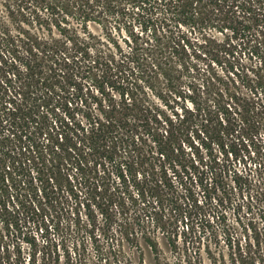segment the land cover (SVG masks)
Wrapping results in <instances>:
<instances>
[{
    "label": "rangeland",
    "instance_id": "obj_1",
    "mask_svg": "<svg viewBox=\"0 0 264 264\" xmlns=\"http://www.w3.org/2000/svg\"><path fill=\"white\" fill-rule=\"evenodd\" d=\"M133 1L121 0L122 8L128 12L126 17L109 18L112 39L98 22H89L95 53H115L114 40L125 46L124 39L130 38V31H142L143 17L137 14ZM139 1L135 0L136 5ZM201 10L200 5L198 11ZM226 10L218 8L205 19L195 18L188 24L177 19L168 21L160 35L164 42H176L173 62L143 81L136 75L123 76L115 64L85 62L66 73L59 72L47 82L50 91L40 107L46 124L32 128L31 134L39 147L35 150L29 146L26 151L32 157L31 163L23 166L24 156L20 159L15 154L11 158L0 155V257L7 261L4 264H18L35 252L40 258L47 243L57 245L59 264H65L64 246L73 255L74 264H186L197 258L200 264H211L214 259L231 264L234 255L239 257L240 253L250 256V261L255 259L256 264H264V170L260 172L250 165L252 169L246 171L239 162L231 165L232 158L228 160L222 146L228 139L220 136L224 118L231 117L236 107L240 111L243 105L256 106L258 117H264V35L260 34L264 29L258 22L243 18L240 9L239 17L232 14L233 10ZM66 18V22L62 21L59 14H52L36 0H0V128L10 108L15 107L14 93L22 85L27 37L59 39L61 30L55 19L84 36L81 17L73 14ZM126 22L131 25L126 27ZM136 79L141 84V103L149 109L150 117L158 119L152 124L160 127V133L168 127V115L174 119V112L181 115L189 111L181 154L162 156L155 141L158 132L140 122L128 146L101 157L92 153L82 174L71 172L72 185L59 190L56 211L52 209L54 216L49 215L41 196L55 183L51 175L56 162L47 148L51 125L64 127L61 124L69 120L67 113L74 112L84 124L88 113L103 115L121 100L119 91ZM262 123L258 138L264 141V118ZM16 144L15 139L8 143L12 148ZM182 163L189 171L184 181L197 191L201 201L198 212L210 219V226L196 246L185 242L183 224L176 221L169 201H163V223L135 213V208L144 204L140 202L128 211L123 228L114 223L113 234L106 235L108 222L101 207L106 208L111 195H121L129 205L131 197L146 189V198L152 202L156 197L148 189L167 178L176 181L175 187L181 193L186 185L175 169L184 174ZM211 166H215L212 172ZM236 172L244 174L237 177ZM209 194L212 199L205 197ZM88 204L95 211V227L86 213L90 211ZM176 225L179 253L169 244ZM152 241L160 249L159 258Z\"/></svg>",
    "mask_w": 264,
    "mask_h": 264
},
{
    "label": "trees",
    "instance_id": "obj_2",
    "mask_svg": "<svg viewBox=\"0 0 264 264\" xmlns=\"http://www.w3.org/2000/svg\"><path fill=\"white\" fill-rule=\"evenodd\" d=\"M36 1L43 8L51 11L52 14H59L61 20L65 22L68 15L78 14L84 24V36L71 31L63 26L59 19H55L61 30L59 39L45 40L28 36L25 41L22 63L25 70H23L21 77L22 85L19 88L20 90H16L14 93L15 98H17L14 101L15 107L10 108L11 112L1 122L6 121V123L0 128V155L4 158H11L12 154H15L20 159L24 156L23 166H27L32 161V157L28 156L26 152L29 151V146L35 148V150L39 147L36 141L32 139V128L39 127L40 124H46V119L40 114V107L43 102H46L50 91L47 82L56 78L59 72H65V70L85 62H93L94 64L105 62L115 64L117 71L122 73L123 76L130 75L134 78V75H136L139 81H143L147 76L167 68L169 62H173V56L175 55L173 50L176 49V42L173 39L164 42L163 37L160 35L168 21L177 19L180 23L188 24L195 18L205 19L221 7L226 8V12L233 10L232 14L235 16H238L237 11L240 9L243 12V18L258 22L257 24L264 29L262 25V22H264V0H140L138 5L134 0L133 6L135 5V9L139 12L137 14L143 17V22L140 21L142 22V31L137 34L130 31V38L124 39L125 46L114 40L117 49L115 53L105 54L102 51L101 53H95L91 43L94 36L89 30V22H98L111 38L112 30L108 25L110 24L109 18L112 17L117 20L126 17L128 13L126 8H122L121 0ZM200 5L203 10L198 11ZM204 8L206 9L204 10ZM129 25L131 23H125L126 27H129ZM260 32L261 35H264V30ZM170 78L172 80V76ZM137 79L133 84L127 83V86L119 91L121 100L114 102L109 109L103 111V115L98 116L88 113L86 115L87 123L84 124L76 119L74 112L67 113L69 120L61 124L64 127L57 126V124L55 126L51 125V137L48 138L50 148L49 146L46 147L51 159L56 162L55 170L51 175L55 179V183L52 185L51 190L45 188L41 196L44 200V207L48 208L49 215L54 214L53 212L50 213L52 209L56 211L59 202L57 197L59 190L67 184L72 185L70 177L73 174L71 175V172L82 174L84 167L87 165V157L92 153L101 157L128 146L130 139L135 134V128L140 126L141 123L146 122L148 126L154 127L158 132L159 138L155 141H158L156 143L161 148L160 153L162 156L170 158L171 155L181 154L180 146L185 131L184 123L189 120L187 114L189 111H185V114L181 115L174 112L173 114L176 115L174 119L168 115L165 118L168 127L163 128L166 134L162 128L160 133V127L152 124L158 119L150 117L149 109L141 103L138 94L141 84ZM101 92H104L103 89H101ZM230 114L232 116L224 118L226 123L220 129L221 138L226 137L228 139L222 143V146L228 160L229 156L232 158L229 163L231 165L237 162L243 163L246 171L252 169L249 167L250 165H254L258 171L263 172L264 141L258 138V133L264 117H258L259 111H256V106L250 107L248 104L243 105L240 111L236 107ZM220 124L223 125V122L220 121ZM13 139L19 143L16 144V149L8 145ZM182 166L184 174L179 169H175L181 182L186 185L181 193L175 187L174 183L176 181L167 178L161 182L157 181L148 189L156 197L152 202L146 198V189L138 193L137 197H131V200L129 198L131 201L129 205L121 195H111L108 199L109 203L105 205L106 208L101 207L102 213L108 222L106 235L109 236V233L112 232L114 223L123 228L127 222L128 211L132 208V205L137 206L140 202L144 204L142 207L135 208V213L139 212L144 216L153 218L157 223H163L165 217L163 201H169L175 210L176 221L183 224L185 242L191 241L188 244L196 246V243L201 241L202 236L210 226V219L205 216L203 218L202 213L198 212L202 208L201 201L197 196V191L184 181V176L187 177V174L189 176V171L186 164L182 163ZM194 167L196 171L200 172L197 170L199 167L195 165ZM214 168L215 166H211L210 171L212 172ZM235 175L237 177L241 176L237 172ZM190 180L191 184L194 185L192 177H190ZM235 181L238 180L235 179ZM201 184L203 185V180H201ZM71 190L73 191V188ZM207 190L208 188L204 189V194ZM207 196L212 199L210 194L205 197ZM91 208L88 204L90 211H87V209L86 213L90 218V224L95 227V211ZM114 208L118 209V214L115 213ZM117 219L119 222L116 221ZM78 223H80L79 216ZM94 233L95 231L92 232V234ZM172 235L169 236V244L172 246L173 251L179 253L177 225ZM93 238H95L94 242L97 241L95 235ZM47 244L48 246L40 258L37 255L38 253H31L25 261L21 259L18 264H59L60 256L58 255L57 245ZM152 244L157 253V258H159L160 249L157 242L152 241ZM258 244L260 243L258 242ZM32 245L36 246L35 243H32ZM229 246L232 248V243ZM64 250L65 264H74V258L70 250L66 246H64ZM79 257L81 259V253H79ZM250 258V256L240 253L239 257L234 255L231 264H256L255 259L250 261ZM0 262L4 264L7 261L4 257H0ZM186 264H200V262L197 258L194 261H187ZM211 264L221 263L214 259Z\"/></svg>",
    "mask_w": 264,
    "mask_h": 264
}]
</instances>
